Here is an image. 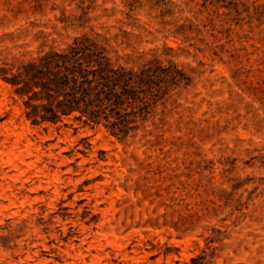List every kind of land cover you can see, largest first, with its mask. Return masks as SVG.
Here are the masks:
<instances>
[{
	"label": "rangeland",
	"instance_id": "rangeland-1",
	"mask_svg": "<svg viewBox=\"0 0 264 264\" xmlns=\"http://www.w3.org/2000/svg\"><path fill=\"white\" fill-rule=\"evenodd\" d=\"M85 34L190 83L120 140L0 79V264H264V0H0L2 67Z\"/></svg>",
	"mask_w": 264,
	"mask_h": 264
},
{
	"label": "trees",
	"instance_id": "trees-1",
	"mask_svg": "<svg viewBox=\"0 0 264 264\" xmlns=\"http://www.w3.org/2000/svg\"><path fill=\"white\" fill-rule=\"evenodd\" d=\"M121 59L109 39L85 34L20 63L16 71L0 66V79L20 98L32 126H67L73 120L125 140L190 79L172 61L153 59L135 67Z\"/></svg>",
	"mask_w": 264,
	"mask_h": 264
},
{
	"label": "bare ground",
	"instance_id": "bare-ground-1",
	"mask_svg": "<svg viewBox=\"0 0 264 264\" xmlns=\"http://www.w3.org/2000/svg\"><path fill=\"white\" fill-rule=\"evenodd\" d=\"M21 135H22V134H21ZM15 145H16V146H19V145H20V143H19V138L16 140ZM13 147H14V145H13ZM12 149H13V148H12ZM23 151H24V150H23ZM26 151H27L28 153H31V149H30V147H27V148H26ZM10 153H11V154H14V155L16 154V152H15L14 150H11ZM9 161H10V162H14V157H10V158H9ZM15 166L18 167L17 164H16ZM106 240H107V242L110 243V244L115 243V240H114V238H112V237H107Z\"/></svg>",
	"mask_w": 264,
	"mask_h": 264
}]
</instances>
